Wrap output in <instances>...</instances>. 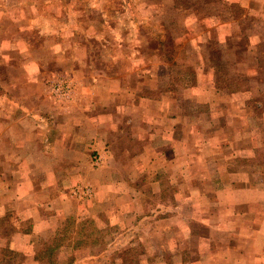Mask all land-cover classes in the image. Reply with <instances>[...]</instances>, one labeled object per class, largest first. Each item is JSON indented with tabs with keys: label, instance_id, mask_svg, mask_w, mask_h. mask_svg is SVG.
Here are the masks:
<instances>
[{
	"label": "crops",
	"instance_id": "1",
	"mask_svg": "<svg viewBox=\"0 0 264 264\" xmlns=\"http://www.w3.org/2000/svg\"><path fill=\"white\" fill-rule=\"evenodd\" d=\"M39 3L0 0V264H264V1L246 7L238 49L214 63L179 50L172 65L118 56L84 17L53 36L62 14ZM83 33L110 47L68 53ZM11 68L21 77L7 83ZM64 78L68 103L50 98Z\"/></svg>",
	"mask_w": 264,
	"mask_h": 264
},
{
	"label": "rangeland",
	"instance_id": "2",
	"mask_svg": "<svg viewBox=\"0 0 264 264\" xmlns=\"http://www.w3.org/2000/svg\"><path fill=\"white\" fill-rule=\"evenodd\" d=\"M33 2H39V4H44L47 0H32ZM49 7L47 10L52 12V17H58L60 13L62 14V19L57 22L56 25L51 24L52 35L58 32V29L66 30L68 33H72L77 29L81 30L83 24H76V20L85 18V21L89 23L92 21L94 24L99 23L98 32L104 33V37L110 42H115V50L119 56L122 51L130 52L141 50L140 52L144 54L145 58H152L155 61V56L163 57L164 63L167 65L173 64L174 56L176 52L180 50L181 56H190L192 53L191 61L195 58L198 62V57H195L197 52L205 53L210 51L213 56L214 63L216 60L220 61L219 50L221 47L229 48L234 47L238 49L237 35L240 30L244 34L251 32V26L246 25L247 22H252L251 13L253 9H246L250 7L251 4L257 2V0H48ZM264 0H258V2H263ZM35 4V3H34ZM36 5V4H35ZM47 5V6H48ZM52 5H55L56 9ZM78 7H91V10L87 15L83 14ZM104 5L102 11L99 9ZM106 6V7H105ZM37 7V5H36ZM99 7V8H98ZM106 8V9H105ZM43 9L36 12L39 14L36 19L40 16ZM116 14H114V13ZM82 16V17H80ZM119 17V18H118ZM16 18V17H15ZM51 18L53 21L56 19ZM41 19V18H40ZM76 19V20H75ZM75 20V21H74ZM244 20V21H243ZM63 21V22H61ZM119 21V22H117ZM221 23V27L217 25L216 22ZM239 21V22H238ZM87 22V23H88ZM72 24V27L70 26ZM240 23V25H239ZM244 24V25H243ZM28 28L26 33L36 37L38 33L43 34L44 30L41 28ZM87 29L89 27L85 26ZM220 27V29H219ZM40 29V30H39ZM36 31V33H35ZM85 31V30H82ZM60 33V32H59ZM68 35V34H67ZM102 35V34H100ZM218 35H222L221 41L219 43ZM90 37L89 34L83 33L80 35L79 39H67L65 43L68 46V53L74 50L76 42L86 43L87 47L93 46L99 50L106 49L107 45L110 44L107 41L100 39L98 42L95 39L87 40ZM103 37V35L101 36ZM71 41V42H70ZM37 45V42L35 43ZM55 41L52 42L53 51L55 47ZM112 44V43H111ZM35 45V46H36ZM75 45V46H74ZM102 45H105L102 46ZM245 45L244 47H246ZM194 54V55H193ZM117 56V57H118ZM198 56V55H197ZM233 54L229 53V59H232ZM56 56L49 62V71L57 72L64 68V63L60 66L57 62L61 60H56ZM182 59V58H181ZM144 61V60H143ZM230 63V61H225ZM159 61L156 64L148 63L149 69L156 71V67L159 66ZM163 63V64H164ZM247 65L248 63L245 62ZM161 64V63H160ZM162 64V65H163ZM251 65V63H249ZM141 62L139 60L135 61V67H139ZM158 65V66H157ZM180 68L183 63L180 62ZM231 67V64H229ZM69 66V65H68ZM233 66V65H232ZM69 70V69H68ZM70 71V70H69ZM150 70V72H152ZM10 73L3 74V80L8 83V80L20 79L21 75L19 73H14L9 70ZM72 72V71H71ZM149 72V73H150ZM126 73V72H125ZM76 74V73H75ZM231 75V74H230ZM136 75L130 73L131 81L135 83ZM187 77L186 74L179 75ZM138 79V77H137ZM1 80V78H0ZM2 80V81H3ZM129 81V80H128ZM188 81L180 82L185 84ZM147 90H144V92ZM43 92V91H42ZM152 92V91H150ZM154 92V91H153ZM262 91H260L261 93ZM9 93V92H8ZM264 93V92H263ZM262 93V98H258L260 102H264V94ZM52 94L50 93V98ZM261 96V95H260ZM264 107L261 106V109ZM260 107H258L259 111ZM256 112V111H255ZM99 155V164L104 160V154L94 152L90 154V165L95 168L99 164H95V157ZM121 174L122 172L119 171ZM87 185V184H86ZM88 187V186H80ZM89 188V187H88ZM88 197V196H86ZM70 198V197H69ZM105 225V224H104ZM11 256V255H10ZM15 260V255L11 256Z\"/></svg>",
	"mask_w": 264,
	"mask_h": 264
},
{
	"label": "built area",
	"instance_id": "3",
	"mask_svg": "<svg viewBox=\"0 0 264 264\" xmlns=\"http://www.w3.org/2000/svg\"><path fill=\"white\" fill-rule=\"evenodd\" d=\"M71 81L69 79L55 80L51 85V92L53 95V100L62 101L61 103H68L73 99L74 90ZM99 155L95 157V164H99ZM73 194H78L81 197H86L91 195V189L88 187H83L81 192L78 189L72 191Z\"/></svg>",
	"mask_w": 264,
	"mask_h": 264
}]
</instances>
